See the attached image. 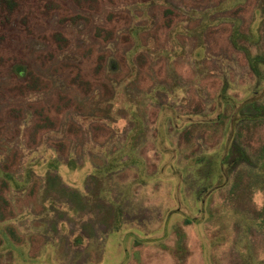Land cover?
<instances>
[{
	"label": "rangeland",
	"instance_id": "rangeland-1",
	"mask_svg": "<svg viewBox=\"0 0 264 264\" xmlns=\"http://www.w3.org/2000/svg\"><path fill=\"white\" fill-rule=\"evenodd\" d=\"M0 10V264H264V0Z\"/></svg>",
	"mask_w": 264,
	"mask_h": 264
},
{
	"label": "trees",
	"instance_id": "trees-1",
	"mask_svg": "<svg viewBox=\"0 0 264 264\" xmlns=\"http://www.w3.org/2000/svg\"><path fill=\"white\" fill-rule=\"evenodd\" d=\"M14 4L13 0H0V10H2L6 5L11 8Z\"/></svg>",
	"mask_w": 264,
	"mask_h": 264
}]
</instances>
